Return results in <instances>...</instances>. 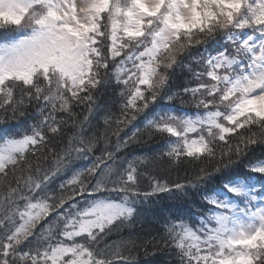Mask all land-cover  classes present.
Here are the masks:
<instances>
[{
    "label": "snow or ice",
    "instance_id": "6c2138e0",
    "mask_svg": "<svg viewBox=\"0 0 264 264\" xmlns=\"http://www.w3.org/2000/svg\"><path fill=\"white\" fill-rule=\"evenodd\" d=\"M0 264H264V0H0Z\"/></svg>",
    "mask_w": 264,
    "mask_h": 264
}]
</instances>
